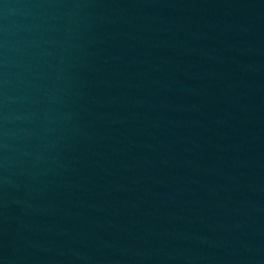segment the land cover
Returning <instances> with one entry per match:
<instances>
[{"label":"water","instance_id":"1","mask_svg":"<svg viewBox=\"0 0 264 264\" xmlns=\"http://www.w3.org/2000/svg\"><path fill=\"white\" fill-rule=\"evenodd\" d=\"M0 264H264V0H0Z\"/></svg>","mask_w":264,"mask_h":264}]
</instances>
